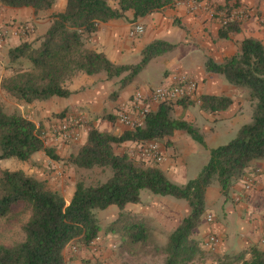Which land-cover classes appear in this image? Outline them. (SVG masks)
<instances>
[{
    "label": "trees",
    "instance_id": "obj_1",
    "mask_svg": "<svg viewBox=\"0 0 264 264\" xmlns=\"http://www.w3.org/2000/svg\"><path fill=\"white\" fill-rule=\"evenodd\" d=\"M262 1V0H259ZM57 0H0V6L32 8L35 14L50 10ZM62 12L50 16L45 33L32 41L23 39L7 52L8 78L0 88L11 99L22 104L47 101L54 97L68 98L74 92L67 84L82 73L86 76L105 74L107 80L119 78V89L131 84L137 75L155 58L175 48L174 44L154 40L142 52L136 65H118L104 53L88 47L100 26L113 20L124 19L133 12L132 23L149 14L171 9L175 0H65ZM227 6V5H226ZM225 10L229 7H223ZM24 27L25 24H22ZM241 22H227L218 31V38L228 40L240 32ZM207 73L220 75L238 89H247L252 104L250 121L241 126L237 137L225 145L208 149L209 159L198 176L185 185L169 180L155 166L116 155L114 148L125 141H160L183 131L198 145L205 147L202 134L193 124L175 118V107L185 108L194 103L179 100L161 103L147 114L141 127L120 136L88 131L85 144L70 157L69 163L79 169L109 167L112 176L96 186L75 184L74 193L67 203L57 191L48 189L21 170H0V220L7 218L17 206H24L29 219L23 225L24 240L12 246L0 245V264H67L65 250L71 243L89 248L98 238L96 210L115 205L123 209L127 204L140 202V193L148 190L153 195L184 200L189 213L173 230L165 246L158 248L164 255L163 264H196L205 256L192 232L201 225L205 208V193L216 177L224 197L233 184L244 177L251 166L264 161V45L254 38L242 40L238 52L216 63L208 58ZM201 108L210 113L225 111L233 100L224 96L199 97ZM66 110L53 114L61 119ZM107 119H112L110 116ZM44 129L20 113L6 114L0 107V161L15 159L28 162L39 152L57 160L51 148L41 139ZM108 231L121 235L132 246H146L153 237L144 219L121 212L110 223ZM250 258L245 260V255ZM264 264V250L255 246L245 252L228 256L219 264Z\"/></svg>",
    "mask_w": 264,
    "mask_h": 264
},
{
    "label": "crops",
    "instance_id": "obj_2",
    "mask_svg": "<svg viewBox=\"0 0 264 264\" xmlns=\"http://www.w3.org/2000/svg\"><path fill=\"white\" fill-rule=\"evenodd\" d=\"M175 1L176 5L173 8L165 10L166 12L164 15L167 17V21L170 25L173 19L177 21L179 26L188 31V35H190L192 39L196 37L197 40H199V38L204 39V46L208 49V51L206 50V55L216 63H221L224 59L235 55L239 50L242 40L245 38L257 39L264 45V31L258 26L257 21L254 19L242 22L239 33L232 35L228 40H222L218 38V31L221 27L218 23V18L216 16H211L209 10L205 12V8H202L196 12L190 13L184 4L178 3V0ZM235 1L236 0H201L204 6L216 8L217 10L218 6L221 7L220 9H223V7H231ZM240 1L249 8H259L262 4V1L256 3L253 0ZM54 5L58 7V11H53L51 8L48 11H41L37 14L29 7L9 8L0 6V28H4L7 31L4 47L2 49V61L0 62V83L3 78H8L11 75V71L7 69L8 50L18 46L25 38L32 41L43 35L49 27L50 16L62 12L66 2L65 0H57ZM164 15L160 12H155L135 22H146L148 28L144 39L154 36L159 37V35L162 37L164 35L161 28H159V32L155 31V33L149 30L151 27H159L163 22ZM132 18L133 12L127 11L124 19L113 20L102 24L96 35L90 40L88 47L97 52L104 53L106 57L115 64L128 65L124 63L125 60L129 59L133 53L142 50L136 43H129L127 41L128 31L131 25L134 24L131 22ZM26 23L31 26L32 30L29 35L26 34L22 36L20 33L16 32V28L20 27L18 24ZM42 24L43 29L40 27ZM176 29L179 31V39L182 40L179 44H187L189 39L185 35V32L182 29ZM208 35H210V37H207ZM231 43L234 44L235 47H232ZM176 48L177 44L172 51ZM194 50L193 48L191 49V54L195 53ZM174 63L179 67L182 64L181 61ZM193 68L194 67L189 69L186 68L188 69L187 71L178 69L176 73H187L195 79L198 85V97L204 95L224 96L231 98L233 103L225 111L217 113H210L204 110L201 108L200 102L185 108L175 107L173 116L183 119L193 124L195 127H197L195 115H199L201 119L205 120L209 127L217 125L219 119L238 121L237 116L242 114V106L237 96L242 90L240 91V89L229 85L225 79L219 77V75L207 73L205 70L201 74H195L190 71V69ZM174 74L166 73L161 85L170 82ZM122 77L123 76L119 78L121 79ZM84 79H87V77L83 76V74H77V76L68 83L70 85V91L74 92L68 98L75 96L79 97L75 102H70L62 111H53L49 115L45 114L42 119H37V110L32 109V111H29L30 109H28V107L34 108L33 103L21 104V107H19L20 109L25 107L26 111L30 112L26 114V117L36 125L40 123L37 121H42V128H44L45 132L52 130L59 121L58 118L52 117L53 114H58L66 110V116H77L81 114L85 118L81 137L77 142L60 144L59 142L56 143L51 140L47 144H44L45 147L51 148L54 151L58 159H51L44 152L36 153L28 161V173L25 172L31 177L32 173H42L38 175L43 176L42 178L46 179L50 184V189L60 193L67 203L74 193L76 184V179L72 177L76 169L69 163V159L76 155L77 151L85 144L88 131L94 128L100 132L113 134L115 136L133 131L116 121L115 114L119 105L127 102L136 92H141L145 97H148L154 88L160 86H147L142 84L140 86L137 85L133 91L128 92L127 88H129L135 79L131 84L121 90L119 89L118 82V89L112 82L115 78L110 81H108L107 78L106 80L100 79L95 82L91 81L90 86L84 85ZM108 105L109 109H107ZM157 107L158 106H153V111H155ZM194 107L198 108V112L194 110ZM108 116L112 119H107ZM209 130H211V128ZM157 143L165 159L161 163L146 166L158 167L169 180L178 185H185L191 180L190 178H196L201 172L199 171V173H197L198 171L196 172L194 170V166L191 167L186 163V157L198 155L199 150L196 146L197 143L185 132L175 131L172 136L157 141ZM134 147V142L125 141L116 146L114 152L116 155H126L129 159L138 161L131 154ZM169 150H171V152H169ZM256 169L260 172L258 174L257 183L250 192H245L243 189L244 178H241L233 184L228 195L231 204L220 206L223 222H219L213 212L222 199L223 195L221 190L219 186L213 184L207 188L201 225L192 232V238L200 244L208 235L213 234L220 239V243L217 251L214 253L218 257L216 262L206 261L201 264H219L224 261L226 257L245 252L252 246L264 250V161L254 163L251 168L248 169L247 173L253 172ZM66 186L68 189L64 190ZM146 201V203L142 202L140 197L139 203L127 204L122 210L118 208L115 220L118 219L120 213L123 211L133 216L143 218L152 237L156 239V241L158 240L157 236L161 234L169 233L170 235L190 211L187 202L185 201L184 203L178 199L171 200L168 197L151 194L147 196ZM113 206L115 205H112V207ZM110 207L111 206L108 208ZM207 216L213 218V223H208L206 221ZM111 237L112 241L110 242L112 243L110 247L113 248V253L115 252L113 256L118 252L125 255L126 248L124 246V238L116 233H112ZM146 239H148V244H150L152 238L149 236V238ZM138 248L140 249V246H138ZM103 249L104 247L102 250ZM105 256L106 254L104 253L103 257ZM249 258L250 255L246 254L244 259L248 260ZM231 264L241 263L234 262Z\"/></svg>",
    "mask_w": 264,
    "mask_h": 264
},
{
    "label": "rangeland",
    "instance_id": "obj_3",
    "mask_svg": "<svg viewBox=\"0 0 264 264\" xmlns=\"http://www.w3.org/2000/svg\"><path fill=\"white\" fill-rule=\"evenodd\" d=\"M253 1L255 3L259 2V0H253ZM110 4L112 6H115L116 0H110ZM243 5L244 4H242L240 0H236L233 3V5L229 8H237ZM208 9L209 8L206 6L205 12H207ZM52 10L58 11V7L54 5L52 7ZM165 12L166 11L164 10V11H161L160 13L164 15ZM167 20H168L167 17L164 15L162 24L159 27L157 26L158 29L156 26L149 28V30H151L152 33H155V31L159 32V28H161V31L164 32V35L162 37L159 35V37L154 36V37H149L148 39H144V37L146 36V30L148 28L145 21H142L140 23L137 22L143 25L145 28V32L142 35L137 36L135 38H130L129 36H127V41L129 43H136L142 48V50L146 46H148L153 40H162L170 44H175V45L177 44V48L174 51L167 52L163 56L153 59L137 75V77L135 78V81L129 86V88H127L128 92L133 91L137 85L138 86L142 84H145L147 86L161 85L162 81H164V78H165L164 76L166 73L174 74L176 73L178 69L187 71L189 68L194 67L193 69H190V71L194 72L195 74H201L204 72L205 62H206V59L208 58L206 55L208 49H206V47L204 46L205 45L204 39L199 38L200 40L199 41L197 40V37L195 39L190 38V35H188V31H186L185 28L179 26V23L177 21L173 19L170 25ZM18 25L23 26L22 24H18ZM25 26L29 28L27 31V35H29L31 33L32 28L27 23L25 24ZM40 27L43 29V24ZM176 28L180 30L182 29L185 32V35L189 39L187 44L185 43L179 44L182 42V40L179 39V36H178L179 31ZM207 37H210V35H208ZM231 45L232 47H235L234 44L231 43ZM192 48L193 50L195 49L194 54H191ZM142 50L138 51L137 53H133L129 57V59L125 60L124 63L128 65H136L140 63L142 60V56H141ZM2 51L0 55V62L2 61ZM180 61L182 62L180 67L176 63H174V62L178 63ZM79 74H82V73H79ZM83 76H86V75L83 74ZM86 77L87 79H84V85L86 86H90L91 81L95 82L100 79L106 80L105 74H98L95 76H86ZM219 77H222V76L219 75ZM119 79L120 78H115L114 80H112V82L115 84L117 89H118ZM68 89L70 90L69 84H68ZM240 91L241 93L237 97L241 101L242 114L240 116L239 115L237 116L238 121L235 122L233 120L219 119L218 120L219 123L217 125L209 127L205 120L201 119L199 115H195V123L197 127L199 128L200 133L203 135L206 148L195 143L196 146L198 147L199 154L196 156H187L186 163L191 167L194 166V170L196 172L198 171L197 173H199V171H201V169L208 162V158H209V155L207 152L208 149L217 148L218 146L225 145L228 142L234 140L238 135V131L240 127L250 121L252 104L249 99V91L247 89H240ZM78 97L79 96L70 97V98L54 97L47 101L35 102L33 103L34 108L28 107V109H30L29 111H32V109L37 110L36 118L42 119L45 114L49 115L53 111L64 110L67 107V105L70 104V102L72 101L75 102ZM193 103L197 104L196 102H193ZM21 104L22 103H19L11 99L0 88V107H2V109L4 110L6 114H12L16 112V113H20L21 115H25L24 117H26V114L30 112H27L25 107L20 109L19 107H21ZM43 107H44V110H43ZM107 109H109V105ZM194 110L197 111L198 108L194 107ZM37 122H40L39 124L42 126V123H43L42 121H37ZM210 128L211 130H209ZM169 152H171V150H169ZM28 163L29 162H19L15 159L1 160L0 170H6V169L10 171L21 170V171L28 173V167H29ZM74 168L76 169V171L74 172L72 177L76 179V183L83 182L85 186L87 187L96 186V185L105 183L112 176V171L109 167H103V168L93 167L92 169H79L76 167ZM38 174H42V173H39V172L32 173V177L40 182L45 183L47 180L43 179L42 178L43 176H40ZM190 179L192 180V178ZM212 184L215 186H218L216 177H213ZM45 186L48 189H50L51 187L48 181L45 183ZM67 189L68 188L66 186L64 190H67ZM70 189H71V184H70ZM151 194L152 193L149 192L148 190L141 191L140 197H141L142 202L146 203L147 196ZM168 198L171 200H174V198L172 197H168ZM180 201L185 203L184 200H180ZM224 204L230 205L231 201L228 199V197L222 196V199L220 200L219 204H217V207L213 211L219 222H223V216L220 210V206ZM117 210H118V207L111 206L110 208L105 209V210L95 211V215L97 218V224L100 227V232L98 234V240L93 245H91V247L89 248L81 247L74 242L71 243L66 249V253H65L67 264H163L165 255L161 251H159L158 248H161L166 245L169 233H164V234H161L160 236H157L158 238L157 241L156 239L153 238L152 242H150V244H147L146 246H141V244L138 245L140 246V249L138 248L137 245L132 246L129 243L125 242L124 246L126 248V254L124 255L123 253L118 252L115 256H113L115 252L113 253L114 250L113 248L110 247L112 243L110 242L112 241V237H111L112 232L108 231V226L112 221L116 219ZM28 219H29V212L27 208L24 206L15 207L12 213L7 218L1 219L0 220V245H4L8 247V246H12L14 244L22 242L24 240V233H23L22 228ZM103 247L104 249L102 250ZM199 247H200V244H199ZM104 253L106 254L105 257H103ZM214 253L215 252L204 251L205 256L203 260L196 264H201L206 261H212L213 263L216 262V259L218 257Z\"/></svg>",
    "mask_w": 264,
    "mask_h": 264
},
{
    "label": "built area",
    "instance_id": "obj_4",
    "mask_svg": "<svg viewBox=\"0 0 264 264\" xmlns=\"http://www.w3.org/2000/svg\"><path fill=\"white\" fill-rule=\"evenodd\" d=\"M178 3L184 4L190 13L206 7L201 0H178ZM208 10L211 12V16L218 18L220 26L225 25L227 22L237 21L242 23L254 19L264 31V0H262L259 8H249L244 5L225 10H217L216 8H209ZM28 29L27 26H20L16 28V32L25 36ZM144 32L145 28L143 25L134 23L128 31V36L135 38ZM6 35L7 31L4 28H0V55ZM197 91L198 85L192 76L187 73H176L171 77L170 82L154 88L148 97H145L141 92H136L127 102L120 104L115 114L116 121L130 130H135L143 125L147 114L153 111V106H158L161 103H176L179 100L199 103ZM84 119L81 114L77 116H65L59 119L57 125L49 132L42 131L41 139L44 144H47L51 140L60 144L77 142L81 137ZM134 143L135 151H131V154L136 160L145 165L158 164L164 161V155L157 141H139ZM259 172L256 169L244 175L243 189L245 192H250L254 188ZM206 221L210 223L213 221V218L207 216ZM97 240L98 238L92 245ZM219 243L220 239L216 235L211 234L200 242V248L203 251L216 252Z\"/></svg>",
    "mask_w": 264,
    "mask_h": 264
}]
</instances>
